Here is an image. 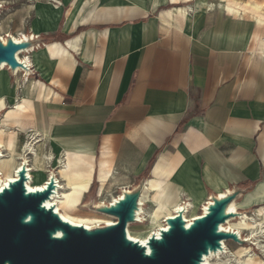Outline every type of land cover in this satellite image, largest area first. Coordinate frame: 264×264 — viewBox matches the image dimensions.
I'll return each instance as SVG.
<instances>
[{
  "label": "crops",
  "instance_id": "crops-1",
  "mask_svg": "<svg viewBox=\"0 0 264 264\" xmlns=\"http://www.w3.org/2000/svg\"><path fill=\"white\" fill-rule=\"evenodd\" d=\"M170 2L0 0V35L41 39L28 87L4 72L3 93L31 99L22 125L46 136L47 153L92 157L91 187L156 177L161 190L148 191L166 207L234 188L239 210L262 207L264 24L220 2Z\"/></svg>",
  "mask_w": 264,
  "mask_h": 264
},
{
  "label": "water",
  "instance_id": "water-1",
  "mask_svg": "<svg viewBox=\"0 0 264 264\" xmlns=\"http://www.w3.org/2000/svg\"><path fill=\"white\" fill-rule=\"evenodd\" d=\"M2 5L0 4V9ZM0 36V64L7 63L12 74L20 66L25 73L32 68L17 59L19 50L33 49L41 39L32 34L17 41L11 34ZM27 167L18 171V178L0 191V264H203L205 254L222 248L223 239L244 244L238 233L221 230V224L240 213L228 206L242 189L234 188L225 195L212 193L208 211L192 219L184 218V209L166 217L168 225L160 234L152 233L147 245L128 237L127 226L137 221L140 198L145 181L133 188H123V197L102 207H89L116 217V222L88 229L64 220L53 207L45 205L55 190L51 174L43 190L26 187ZM239 212H245L239 210ZM254 245V244H253Z\"/></svg>",
  "mask_w": 264,
  "mask_h": 264
},
{
  "label": "bare ground",
  "instance_id": "bare-ground-1",
  "mask_svg": "<svg viewBox=\"0 0 264 264\" xmlns=\"http://www.w3.org/2000/svg\"><path fill=\"white\" fill-rule=\"evenodd\" d=\"M171 1L175 3L179 0ZM209 1L210 3H212V6L213 3L220 2V5H223V7L226 6V8L232 14H235V16L249 14V16L254 18L259 24H264V9L258 2H252L250 0H195L197 5L208 4ZM0 4L2 5L3 3ZM193 9L194 6L192 5L188 7H175L170 9L169 15L171 18H174L178 14L186 15L190 10L193 11ZM1 32L2 24L0 22V33ZM26 36L27 35L24 34L18 37H13L17 41H23V38ZM3 40L5 41L4 37ZM31 50L33 49H30L26 52V50L22 49L19 50L16 54L19 61L24 62L26 66L30 67L32 66V61L30 59V56L28 55V52ZM6 67L7 63L4 62L0 64V79ZM25 70L26 69L20 66L15 69V75L17 77L15 83L17 86L19 85V87L22 81H20L19 76H22L24 74L25 79H28L29 77L28 72L25 73ZM20 71H22V73ZM24 87L27 88V84ZM4 93L0 90V104L4 103L5 105V112L0 116V191L4 187L9 185L10 181H15L18 178V171L22 168V165L25 164L27 167L26 187L30 191L43 190L50 179V175L52 174L54 176L56 182L55 190L53 191L50 198L46 199L45 205L47 207H53L64 220L69 221L70 223L75 225H83L88 229L98 227L102 223L106 225L115 223L117 220L115 216L103 213L96 209H94V211L100 213V215H97L98 213L78 215L72 214V212L70 213L67 211V208L77 210L85 193L91 187L94 172V162L92 160V157L83 153L70 154L63 152V154L61 153V156H55L53 154L47 153L45 148L47 139L46 136L37 130L34 132H29L22 125L23 117L28 116L29 112L31 111V99H29L27 96H18L17 100L16 97H7ZM12 134L15 135L14 139L7 142L2 140L3 137H9ZM22 156V161L21 163H19V159ZM28 158H30V160ZM29 161L31 162L30 165ZM48 162L59 164V175H57V171H55L54 169L50 171L48 170V175V172L46 170ZM101 179V185L104 190V188H107L106 179L103 176H101ZM161 188V182L158 181L156 177L151 178L149 180V183L148 181L145 182V192L140 198L141 206L139 207V209H137L138 215L137 221L135 223H144L148 219V216L152 218V222L148 224L149 230L141 234H135L134 232H132L129 225L134 223H129L127 226V234L129 238L147 245L148 238L152 233L159 235L161 229H166L168 227L165 222L166 217L174 216L175 211L184 209L183 203L181 201L180 203L175 204L172 212H166L164 217H162L159 211L166 209L167 207L162 205L161 203H156L157 208L155 206L150 211L147 209L144 210V201L148 189L150 191L159 192ZM217 195H225V192L222 191ZM123 196L124 193L120 192V194L117 197H113L112 201L110 202H95L94 207L98 208L105 206L106 204L114 203L116 200ZM211 202L212 200H210L209 198L207 199V201L203 202L201 212L200 214H198L197 210L202 202L200 203L195 199L192 201L188 200L186 210H184L183 213L184 218L188 223H190L192 219L197 218L202 213L207 212L208 203ZM236 203L237 201L234 200L228 206V211H233L234 213L240 214L236 218L228 219L226 223L221 224L220 228L223 231L236 232L241 239L249 240L251 243L244 244L233 240L235 243L244 245L238 252H236L230 248L227 242L231 239H223L222 248L218 249L217 251H210L208 254H205L203 258V264H264V258L258 256L254 252V250H252V245L254 244L258 247V249H260L264 256V225L262 227H259L260 223L257 217L255 215H248V211L239 212ZM81 206L89 208V203L84 202ZM109 216L110 218L112 217L114 221L108 218ZM237 219L238 221L234 222V220L236 221ZM244 230H246L249 234L243 235L242 231Z\"/></svg>",
  "mask_w": 264,
  "mask_h": 264
},
{
  "label": "rangeland",
  "instance_id": "rangeland-1",
  "mask_svg": "<svg viewBox=\"0 0 264 264\" xmlns=\"http://www.w3.org/2000/svg\"><path fill=\"white\" fill-rule=\"evenodd\" d=\"M27 0H13V2H15V4L14 5H19V3L21 2V3H25ZM175 5V4H174ZM169 8V7H168ZM2 24V23H1ZM4 30H5V27H4V25L2 24V32L0 33V34H2L3 32H4ZM3 72H6V73H9V74H11L12 76H13V82H15V80H16V77H15V74H12L11 73V71H10V69L8 68V66L4 69V71ZM4 74V73H3ZM3 74L1 75V79H0V85L2 86V84H3V86L1 87L0 86V90L1 91H3L4 89H5V84H4V82H3V78H2V76H3ZM24 76V74L21 76H19L20 78H21V84H20V87H19V85L17 86V89H18V92L19 93H21L22 92V89H23V87H24V79H25V77H23ZM3 89V90H2ZM18 96H21V95H17V96H14V97H18ZM10 105V104H9ZM8 105V106H9ZM0 111H1V113H0V116L5 112V105H4V103H2V104H0ZM24 124V123H23ZM15 138V135H10L9 137H3L2 138V140H4V141H10V140H12V139H14ZM126 178L127 177H122V178H117V179H115V180H113L108 186H107V188H104V190H103V188H102V185L100 186V184L98 183V182H95L93 185H92V187L85 193V195H84V197H83V199H82V201H81V204H79V206H78V208H77V210H74V209H68L67 208V211L68 212H72V214H78V215H89V214H97L98 212H95L94 211V209L93 208H91V207H89V208H87V207H82L81 205H82V203H84V202H89V203H91V206H92V204L93 203H97V202H101V201H104V202H110V201H112V199H113V197H117L119 194H120V192H122V189L124 188V187H126V186H130V185H132L133 183L132 182H130V180H126ZM123 180H126V181H123ZM116 184V185H115ZM106 189V190H105ZM151 192H153V191H151ZM158 191H155V192H153V193H157ZM111 197V198H110ZM144 203H145V205H144V210H151L152 208H154L155 206H156V208H157V205H156V203H155V199H154V197H153V194L152 193H150L149 191H148V193H146V196H145V201H144ZM202 205H203V203L202 204H200V207L198 208V214H200V212H201V207H202ZM167 208L166 209H163V210H160L159 212H160V214L162 215V217H164V215H165V213L166 212H168V211H170V212H172V209H173V207H174V204H172V206L171 205H168L167 204ZM238 209H239V207H238ZM256 209V210H255ZM242 211H248V215H254V214H252L254 211H256L258 214H260V217L262 218V216H263V213H264V206H262V207H258V208H251V209H247V210H242ZM97 215H100V213H98ZM101 215H103V214H101ZM104 216H106V215H104ZM108 218H110V216L108 217ZM111 220H113L114 221V219L111 217L110 218ZM164 219V218H163ZM162 219V220H163ZM238 221V219L235 221L234 220V222H237ZM147 222V223H146ZM152 222V218L150 217V216H148V219L144 222V223H134V224H130L129 225V227H131V230H132V232H134L135 234H141V233H143V232H145V231H148L149 230V226H148V224L149 223H151ZM102 225H105L104 223H102L100 226H102ZM243 232V235H248L249 233L248 232H246V231H242ZM228 242V244H229V246H230V248L233 250V251H236V252H238L244 245H240V244H238V243H235L232 239L231 240H228L227 241ZM249 246H251V245H249ZM252 250H254V252L258 255V256H260V257H262V258H264V256H263V253L260 251V249H258V247L257 246H255V245H252Z\"/></svg>",
  "mask_w": 264,
  "mask_h": 264
},
{
  "label": "built area",
  "instance_id": "built-area-1",
  "mask_svg": "<svg viewBox=\"0 0 264 264\" xmlns=\"http://www.w3.org/2000/svg\"><path fill=\"white\" fill-rule=\"evenodd\" d=\"M184 3H186V2H184L183 0L182 1H179V2H177V3H172V2H170V4L171 5H174V4H184ZM33 35V34H32ZM1 37H4V35H0ZM9 68V67H8ZM10 69V68H9ZM15 74V73H14ZM183 202H186V203H188V199H183L182 200V203ZM175 215H176V211H175Z\"/></svg>",
  "mask_w": 264,
  "mask_h": 264
},
{
  "label": "trees",
  "instance_id": "trees-1",
  "mask_svg": "<svg viewBox=\"0 0 264 264\" xmlns=\"http://www.w3.org/2000/svg\"><path fill=\"white\" fill-rule=\"evenodd\" d=\"M95 182H97V180H96V179L94 180L93 184H94Z\"/></svg>",
  "mask_w": 264,
  "mask_h": 264
}]
</instances>
